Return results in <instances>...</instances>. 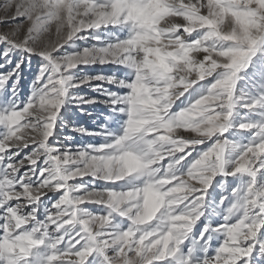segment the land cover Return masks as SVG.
Segmentation results:
<instances>
[{"label": "snow or ice", "instance_id": "1", "mask_svg": "<svg viewBox=\"0 0 264 264\" xmlns=\"http://www.w3.org/2000/svg\"><path fill=\"white\" fill-rule=\"evenodd\" d=\"M0 264H264V0H0Z\"/></svg>", "mask_w": 264, "mask_h": 264}, {"label": "rangeland", "instance_id": "2", "mask_svg": "<svg viewBox=\"0 0 264 264\" xmlns=\"http://www.w3.org/2000/svg\"><path fill=\"white\" fill-rule=\"evenodd\" d=\"M35 67V66H34ZM30 73H27L25 74V82H24V86H25V90L27 89V84L28 82L30 81ZM86 123L90 126L92 124L91 121H86Z\"/></svg>", "mask_w": 264, "mask_h": 264}]
</instances>
